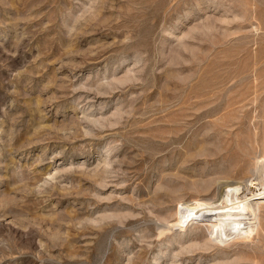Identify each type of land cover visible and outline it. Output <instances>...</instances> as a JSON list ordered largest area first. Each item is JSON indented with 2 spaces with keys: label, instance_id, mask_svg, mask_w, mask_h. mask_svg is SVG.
I'll list each match as a JSON object with an SVG mask.
<instances>
[{
  "label": "rangeland",
  "instance_id": "obj_1",
  "mask_svg": "<svg viewBox=\"0 0 264 264\" xmlns=\"http://www.w3.org/2000/svg\"><path fill=\"white\" fill-rule=\"evenodd\" d=\"M263 131L264 0H0V264H264Z\"/></svg>",
  "mask_w": 264,
  "mask_h": 264
},
{
  "label": "bare ground",
  "instance_id": "obj_2",
  "mask_svg": "<svg viewBox=\"0 0 264 264\" xmlns=\"http://www.w3.org/2000/svg\"><path fill=\"white\" fill-rule=\"evenodd\" d=\"M259 158H260V161L264 160V149H263L262 155L260 157H258V159ZM258 159H256L255 163L258 162ZM256 164H258V163H256ZM220 197H222V195ZM181 206L186 207L185 205H181ZM194 208H196V204H195V206H191V207L186 208V210L191 211ZM246 208H247V205H244V202H239L236 204H226V206H225L226 211L223 214H221V216H220L221 218L218 222V225L216 226V233H219L220 229H222L224 231V233H227V232H231V230L233 232V228L234 229L239 228L242 221L240 220V218L237 217V215H238V213H240L241 210H244ZM222 230H221V232H222ZM249 230H250V226L247 229V232H249ZM235 231H237V230L235 229Z\"/></svg>",
  "mask_w": 264,
  "mask_h": 264
}]
</instances>
